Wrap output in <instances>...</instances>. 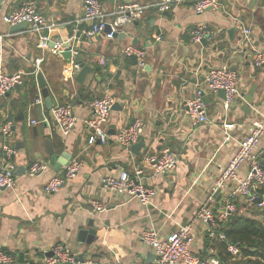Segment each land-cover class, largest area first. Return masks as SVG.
Here are the masks:
<instances>
[{
    "label": "crops",
    "instance_id": "1",
    "mask_svg": "<svg viewBox=\"0 0 264 264\" xmlns=\"http://www.w3.org/2000/svg\"><path fill=\"white\" fill-rule=\"evenodd\" d=\"M24 1L5 0L3 12L18 9ZM34 1L39 12L56 25L50 34L52 42L71 39L80 49L82 61L94 70L83 84L76 81V76L71 80L65 75L66 50L52 51V42L43 48L39 33L31 26L12 32V25L0 21L4 35L0 70L24 74L20 85L8 95H0V166L6 143L2 126L11 121L14 132L9 144L15 150L12 163L16 182L14 187L0 190V244L12 255V264H45L50 248L60 241L71 248L76 264H147L154 255L141 240L145 230L155 228L164 237L191 221L196 234L192 251L201 258L214 256L206 227L195 215L205 203L214 213L222 206L224 193L213 191L221 168L238 149L236 140L225 141L223 124H237L232 134L239 139L264 112V66L253 65L252 48L241 43L235 28V19L243 20L253 31L255 46L264 50V0H220L219 9L202 14L195 12L191 0L166 12L147 8L139 20L120 30L137 37L135 46L146 53L144 68L123 53L125 47L133 44V38H110L106 31L93 37L87 35L91 25L86 19L84 0ZM99 1L112 22L121 4L150 6L160 2ZM200 26L213 32L206 43L205 39L201 43L193 40V31ZM39 59L43 62L37 70ZM213 67L237 72L241 97L226 106L219 93L206 92L209 121L192 127L185 103L205 86L206 73ZM36 71L43 73L53 105H72L77 122L68 135L59 130L45 100L36 99L41 94ZM106 94H112L122 110L111 114L109 142L90 145L85 123L91 113L90 101ZM252 94L253 101L249 103L247 99ZM38 109L45 122L40 121ZM135 119L144 124L140 155L123 149L114 140L117 131ZM50 146L56 154H68L69 163H80L79 171L52 194L46 193L44 187L66 166L59 171L48 166ZM166 148L179 153V163L173 174L148 180L157 191L149 205L129 199L103 183L104 178L116 176L121 170L131 171L145 151L158 153ZM257 152L264 165V137ZM36 162L45 163L47 169L30 175L29 168ZM246 173L244 164L240 176ZM95 203L105 208L97 210ZM236 203L240 204L237 214L264 218V210L250 209L243 198L239 197ZM90 221L93 227L89 226ZM81 228L96 231L89 247L78 240Z\"/></svg>",
    "mask_w": 264,
    "mask_h": 264
},
{
    "label": "built area",
    "instance_id": "2",
    "mask_svg": "<svg viewBox=\"0 0 264 264\" xmlns=\"http://www.w3.org/2000/svg\"><path fill=\"white\" fill-rule=\"evenodd\" d=\"M0 0V21L7 25H15L26 22L33 28V31L40 35V45L43 48L49 47L52 42L51 32L56 25L49 22L39 10L36 1L26 0L21 6L9 13L3 12V2ZM189 0H160L155 5H140L137 3H125L118 6L115 20L109 21L107 13L99 0H84V10L86 19L90 22L91 28L87 31L89 37L106 31L108 25L111 27L110 38H114V33L121 30V26L130 25L139 20L145 10L149 7H155L159 12H166L174 9L177 5ZM221 7L220 0H194V10L197 14H202L210 9L217 10ZM235 28L240 33V41L243 45L252 48L253 65L257 68L264 66V50L255 46L253 31L243 20L235 19ZM213 36V32L206 26H200L193 31V40L201 43L204 39ZM4 42V35L0 32V44ZM52 51L69 50L70 60L65 68V75L71 80L80 71V49L71 42V39L58 40L52 42ZM125 56L135 55L138 61V67L144 68L146 64V53L143 49L134 44L128 45L123 50ZM43 59L36 63L37 70L41 68ZM37 73V71L35 72ZM24 81L22 72L6 73L0 70V95H5L20 85ZM205 86L200 87L192 99L185 103L186 114L192 127L202 126L208 123L207 105L205 102V93H218L223 89L226 94L225 105L229 106L241 97L240 77L236 71L228 67H213L208 69L205 77ZM40 102V101H38ZM116 103L112 94L94 98L90 101V116L86 119L89 136L88 144L93 145L96 142L107 144L112 138L108 132V123L113 112V105ZM51 116L56 122L63 135L71 133L76 125L77 118L73 113L70 103H57L51 109ZM38 123L33 121V124ZM13 123L6 122L2 126V134L6 143L3 144V162L0 166V189L12 188L15 186L16 175L15 165L12 163V157L15 150L10 146L9 141L13 135ZM235 123H224L223 131L225 141L232 139L237 141L238 149L230 161L221 168L220 175L216 181L213 194L224 193L222 206L214 213L208 203L203 204L195 215V219L201 221L206 227L207 235L212 240L223 241L227 243V250L232 260L240 259L241 249L239 243H230L226 235L221 231V225L237 214V199L243 198L245 203L259 211L264 210V165L259 157L257 148L264 137V112L259 113V117L254 119L247 131V134L239 139L232 134L237 130ZM144 134V124L141 119H135L131 124L121 127L115 134V142L123 149L131 152L134 144L139 142ZM179 153L166 148L158 153L145 151L134 168L121 170L116 176H109L103 179V183L110 189L125 195L129 199H137L143 205H149L157 191L148 184V180L157 176H167L173 174L179 163ZM247 165V173L240 176L241 168ZM47 169V165L42 162H36L29 168V174L35 175ZM80 169L78 161H72L66 167L64 172L52 177L45 185L44 190L48 194L58 192L63 184L71 179ZM97 210H103L105 207L99 203L94 204ZM264 225V218L260 219ZM196 238L194 227L191 222L179 225L177 230L161 237L158 230L149 228L141 236L144 244L150 247L154 257L147 264H221L220 260L211 256L201 258L191 249ZM51 254L46 256L45 264H76L75 254L65 242H57L50 248ZM14 262L12 255L0 244V264H12Z\"/></svg>",
    "mask_w": 264,
    "mask_h": 264
},
{
    "label": "water",
    "instance_id": "3",
    "mask_svg": "<svg viewBox=\"0 0 264 264\" xmlns=\"http://www.w3.org/2000/svg\"><path fill=\"white\" fill-rule=\"evenodd\" d=\"M191 1L194 2V0H191ZM29 26L30 25H28L26 22L18 23V24H15V25L11 26V31L12 32H20L21 30H23V29H25V28H27ZM106 32L107 33H111L110 25L107 26ZM126 36H129V37L133 38L132 43L134 45H137V43H138L137 37H134L133 35H131L127 30L119 31V32L114 33V38L115 37L124 38ZM206 40L207 39H205L203 41V43H206ZM63 56L67 60V62H69L70 56H71L70 51L66 50L63 53ZM131 59H132L134 64H137V57L135 55H132ZM79 61H80L81 69L76 75V81L78 83H80V84H83L85 79H86V77H87V75L90 72H92L94 70V68L89 66V65H86L82 61L81 55L79 56ZM36 79H37L38 87L41 90L40 96L36 97V99L39 100L40 97H42L45 100L46 109L50 111L52 109V107H53V101H52V98L50 97V89H49V87L47 85V82L45 80V77H44L43 73L42 72H38L37 75H36ZM8 93H6L5 95H8ZM218 93H219V95H220V97L222 99L226 98V94H225V91L223 89L219 90ZM247 101L249 103L253 101V94L251 95V97H249L247 99ZM112 109H113V111H121L122 107L119 105L118 102H116L113 105ZM38 114H39V117H40V121L41 122H45V116H44V114L42 113V111L40 109H38ZM143 144H144L143 140H140L139 142L134 144L132 146V148H131L133 153L136 154V155H140V150L143 147ZM47 149H48V153H49V156H50V160H49V163H48V166L50 168H54L56 171H59L62 166H67L69 164V161L71 160V157L68 154H66V153H62L61 155L56 154V153H54V151L51 148V146L47 147ZM16 174H18V171L16 172ZM64 184H66V182ZM0 190H4V188H1ZM89 226L93 227V222L92 221H90ZM95 238H96V231L94 229H84V228L80 229V232L78 234V240H79L80 243H83L87 247H89L93 243Z\"/></svg>",
    "mask_w": 264,
    "mask_h": 264
},
{
    "label": "trees",
    "instance_id": "4",
    "mask_svg": "<svg viewBox=\"0 0 264 264\" xmlns=\"http://www.w3.org/2000/svg\"><path fill=\"white\" fill-rule=\"evenodd\" d=\"M230 243H239L241 258L232 260L227 243L207 238L215 249L214 256L221 264H264V225L255 217L235 214L221 225Z\"/></svg>",
    "mask_w": 264,
    "mask_h": 264
},
{
    "label": "rangeland",
    "instance_id": "5",
    "mask_svg": "<svg viewBox=\"0 0 264 264\" xmlns=\"http://www.w3.org/2000/svg\"><path fill=\"white\" fill-rule=\"evenodd\" d=\"M238 206H240V204H239ZM238 208H239V207H238ZM249 208L252 209L251 207H249ZM249 208H248V209H249ZM239 211H240V209H239ZM241 211H242V207H241ZM254 211H256V210H254ZM239 213H240V212H239ZM252 214H253V213H252ZM254 214H255V213H254ZM254 214H253V215H254ZM254 216H255V215H254Z\"/></svg>",
    "mask_w": 264,
    "mask_h": 264
}]
</instances>
